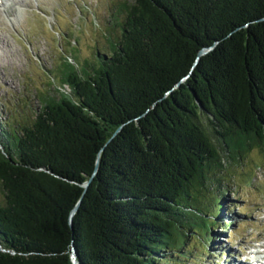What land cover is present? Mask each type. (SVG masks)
Masks as SVG:
<instances>
[{"label": "trees", "instance_id": "obj_1", "mask_svg": "<svg viewBox=\"0 0 264 264\" xmlns=\"http://www.w3.org/2000/svg\"><path fill=\"white\" fill-rule=\"evenodd\" d=\"M112 16L93 59L65 57L39 109L0 121V264H76L74 246L81 264H185L232 223L219 176L264 148V0Z\"/></svg>", "mask_w": 264, "mask_h": 264}, {"label": "rangeland", "instance_id": "obj_2", "mask_svg": "<svg viewBox=\"0 0 264 264\" xmlns=\"http://www.w3.org/2000/svg\"><path fill=\"white\" fill-rule=\"evenodd\" d=\"M4 1L6 5L0 6V121H18L39 109L42 93L54 94L59 87L57 64L62 59L76 55L93 59L106 46L107 35L118 31L112 14L121 0ZM219 178L216 195L226 204L218 221L232 223L216 226L205 255L199 249L204 243L189 241L186 248L197 258L185 264H245L255 259L256 251L264 254V148L252 146L247 156L232 160L229 172ZM209 219L213 227V218Z\"/></svg>", "mask_w": 264, "mask_h": 264}, {"label": "water", "instance_id": "obj_3", "mask_svg": "<svg viewBox=\"0 0 264 264\" xmlns=\"http://www.w3.org/2000/svg\"><path fill=\"white\" fill-rule=\"evenodd\" d=\"M210 49H211V47H208V46L205 47V48H203V49L199 52V56L205 54L206 52L208 53V51H209ZM199 56H198V57H199ZM2 148H3V146H2ZM89 184H90V181H87L86 184H85L86 188L89 186ZM78 207H79V204L73 209V211H72V213H71V217H70V219H71V225H72V227H73V216H74L75 212L77 211ZM0 248H2V245H1V244H0ZM77 256H78L77 249H76V247L74 246L72 257H73V261H74V263H76V264L80 263V261L78 260V257H77ZM80 264H81V263H80Z\"/></svg>", "mask_w": 264, "mask_h": 264}, {"label": "bare ground", "instance_id": "obj_4", "mask_svg": "<svg viewBox=\"0 0 264 264\" xmlns=\"http://www.w3.org/2000/svg\"><path fill=\"white\" fill-rule=\"evenodd\" d=\"M1 5H6V3H5V1L4 0H0V6ZM1 8V7H0ZM259 261V260H258ZM259 263H260V261H259ZM234 264V263H233Z\"/></svg>", "mask_w": 264, "mask_h": 264}]
</instances>
